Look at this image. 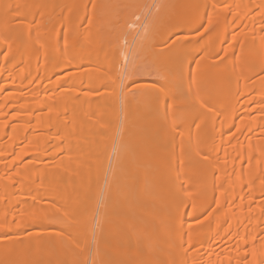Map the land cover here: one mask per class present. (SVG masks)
<instances>
[{
	"label": "bare ground",
	"instance_id": "6f19581e",
	"mask_svg": "<svg viewBox=\"0 0 264 264\" xmlns=\"http://www.w3.org/2000/svg\"><path fill=\"white\" fill-rule=\"evenodd\" d=\"M132 1L0 0V264H264V0Z\"/></svg>",
	"mask_w": 264,
	"mask_h": 264
},
{
	"label": "rangeland",
	"instance_id": "374dc122",
	"mask_svg": "<svg viewBox=\"0 0 264 264\" xmlns=\"http://www.w3.org/2000/svg\"><path fill=\"white\" fill-rule=\"evenodd\" d=\"M136 1V0H135ZM154 2H152L151 3V1L150 0H146V3H145V5H144V7H142L141 9H139V7H138V5H139V3H138V1H137V3H136V5L133 3V1H132V3L135 5V7H137L138 9H139V11H141L140 13H139V11L137 12V9L135 8V10H134V8H131V10L133 11V12H135V16H137V18L136 17H132L131 15L133 14L132 13V11L131 10H129V11H131L130 12V18H129V20H126V18L124 19L126 22L127 21H129V23H127L129 26H127V27H129L130 28V31H132V28L134 29V27L137 25V23H140L141 22V20H143V22H145V23H141L140 24V28L138 29L137 27H138V25H137V27H136V29H138V30H140L144 25L143 24H146L147 23V16L149 17L150 16V14H151V11L154 9L153 7L155 6V4H157L158 2H159V0H153ZM144 1L143 0H141V2H140V7H141V4H144L143 3ZM151 3V7L149 6V4ZM133 4H131V6H129V7H132V6H134ZM150 8H148V7ZM128 7V6H127ZM127 7H125V8H127ZM128 7V8H129ZM121 8V7H120ZM128 8H127V10H128ZM146 8H148L149 10L147 11V13H145V10H146ZM151 8H152V10H151ZM122 10L124 9V7L123 8H121ZM128 11V12H129ZM144 11V12H143ZM122 12V11H121ZM125 12V11H124ZM127 11H126V13H127V15H129V13H128ZM123 13V12H122ZM125 13V14H126ZM141 14V16H143V18L141 17V16H139L140 18H138V15L137 14ZM145 13V14H144ZM124 14V15H125ZM148 14V15H147ZM147 15V16H146ZM123 16V15H122ZM123 17H121V19H122ZM138 19L137 21H136V19ZM128 19V18H127ZM146 19V20H145ZM149 19V18H148ZM123 20V19H122ZM140 20V21H139ZM125 21H123V23L125 22ZM132 21V22H131ZM125 22V23H126ZM124 23V24H125ZM135 23V24H134ZM126 25V24H125ZM142 25V26H141ZM133 26V27H132ZM132 27V28H131ZM128 28V29H129ZM133 50H130V51H127L126 53H125V58H126V62L124 63V67H123V69H124V72H123V80H122V82L124 81V79L126 78V77H129V75L131 76V77H129V78H131L132 80H133V82H132V84H131V86L129 87V89H131L134 85H136L135 83H141V82H153L154 80L156 81V80H158V79H160V77L158 78L157 77V73H155L154 71L152 72V70H154V67H156V66H153V64L151 65V67L148 65V63H150L151 64V62H149L148 60H147V57L146 56H144V53H138L139 54V56H137V55H135L133 52H132ZM127 54V55H126ZM133 56L134 58H130V56ZM138 57V58H137ZM131 59H133V60H131ZM129 61H131L130 63H129ZM123 62H124V59H123ZM131 64V65H130ZM155 65H157V64H155ZM132 66V67H131ZM130 67V69H127V68H129ZM143 72H145V75H143ZM148 73V74H147ZM128 74V75H127ZM147 74V75H146ZM156 74V75H155ZM138 75V76H137ZM153 75V76H152ZM126 76V77H125ZM141 76V77H140ZM134 78V79H133ZM146 78V79H145ZM150 78V79H149ZM153 78H156V79H153ZM147 80V81H146ZM149 80V81H148ZM122 92V88H121V90H120V99H121V93ZM135 92V90L134 91H131L130 93L131 94H133ZM136 93H138L137 91H136ZM135 94V93H134ZM133 94V95H134ZM121 101V100H120ZM102 200V196H101V198H100V201ZM90 248H91V250H92V245L90 246Z\"/></svg>",
	"mask_w": 264,
	"mask_h": 264
}]
</instances>
